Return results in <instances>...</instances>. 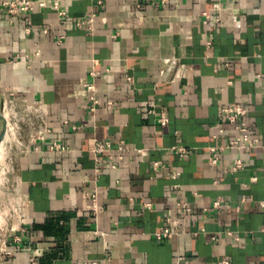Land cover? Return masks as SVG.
Instances as JSON below:
<instances>
[{"label":"crops","instance_id":"crops-1","mask_svg":"<svg viewBox=\"0 0 264 264\" xmlns=\"http://www.w3.org/2000/svg\"><path fill=\"white\" fill-rule=\"evenodd\" d=\"M32 1L0 6V107L39 102L48 130L18 158L21 221L0 264H264V0ZM229 103L247 109L251 148L229 146L240 134L217 113Z\"/></svg>","mask_w":264,"mask_h":264},{"label":"built area","instance_id":"built-area-1","mask_svg":"<svg viewBox=\"0 0 264 264\" xmlns=\"http://www.w3.org/2000/svg\"><path fill=\"white\" fill-rule=\"evenodd\" d=\"M168 0H153L154 3H164ZM98 3H100V0H97ZM34 5L35 3L32 0H4V1H0V6H5L7 8V12L9 14L12 15H17L20 13H24V12H30L34 9ZM38 5L43 6V3H38ZM53 9H58V2H54L52 5ZM60 14H63V11L59 12ZM95 13L94 12H90L89 14H87L84 18V20L86 22H88L89 24H91L93 22ZM25 32L29 33L30 32V27H26ZM94 76V75H93ZM127 80H130V78H127ZM84 87L87 91V96L88 99L91 102V111H94L98 100L96 98V93H97V89L94 85V83L92 81H87L84 84ZM9 101L10 103L13 102L11 99L6 100ZM6 101H5V105H6ZM25 104V103H24ZM27 107L32 108L31 114L33 117L28 118L27 120H29V128L31 130L30 133V138L27 140V142L25 143V145L23 146V150L22 152L26 149V145L31 142L34 141L37 138H42L44 136V134L47 132V124H46V116H45V110L42 107V105L39 102H36L35 104L29 105V104H25ZM218 120L219 122L222 120H225L229 123V125H231L234 129H236L240 136L232 141L229 142V146H235L238 148H251L253 146V142L254 139L251 138L250 136V128L247 125V123L245 122L244 118L247 115V109L242 106L239 103H229L225 106H222L218 109ZM3 116V114H2ZM2 118H5L4 116ZM159 122L162 125H165L168 123V118L167 116L162 113L159 117ZM218 132L219 133H223V129L222 128H218ZM110 143L109 141H95L94 143V148L93 151L97 154L102 153L105 149H110ZM223 146H212L209 147L210 150V157L209 160L210 162L215 165L218 161L219 158V154L218 151L222 150ZM49 151L55 152V153H65L67 151H69V147L63 143H59L57 141H53L49 144L48 146ZM118 149H122L121 146L118 147ZM173 151L181 158L187 157L189 155V151L185 146L182 145H174L172 146ZM115 164H111V167H115ZM243 167V163L242 160L240 159H236L234 161L233 166L230 168V170L234 171L236 169L242 168ZM254 180L256 179V177L253 178ZM264 184V181H263ZM18 192V187L16 189V193ZM180 210L183 213H188L190 211V207L188 206L187 203H177L176 204ZM219 205V201H215L214 202V206H218ZM17 223H15L11 228L15 227V226H19L20 225V221L19 218L17 219ZM167 223H173V221L167 217ZM176 223V221L174 222ZM228 233H230V231H227ZM171 231L168 227L164 226V228L162 229V231L160 232H156L155 236L157 238H160L163 234L164 235H171ZM15 241H19L20 238L18 236H16ZM2 251L4 253H9L7 246L5 244V239L2 242ZM95 264V263H92ZM171 264H196L195 261L192 258L189 257H185L182 255H177V257L172 261ZM215 264H231V261L227 258V257H223V258H219Z\"/></svg>","mask_w":264,"mask_h":264},{"label":"rangeland","instance_id":"rangeland-1","mask_svg":"<svg viewBox=\"0 0 264 264\" xmlns=\"http://www.w3.org/2000/svg\"><path fill=\"white\" fill-rule=\"evenodd\" d=\"M0 114L8 109V117H0V135L4 134L11 124L13 134L10 133L8 141H4L0 145V255L2 251V242L11 227L17 223L14 217V206L17 201L16 189L18 187V176L16 164L20 157L23 146L31 137L28 118L33 117L32 108L25 104H17V102L6 101L0 107ZM31 110V111H30ZM5 143V144H4ZM19 221H21L19 219Z\"/></svg>","mask_w":264,"mask_h":264},{"label":"bare ground","instance_id":"bare-ground-1","mask_svg":"<svg viewBox=\"0 0 264 264\" xmlns=\"http://www.w3.org/2000/svg\"><path fill=\"white\" fill-rule=\"evenodd\" d=\"M5 114H6V113H5ZM7 137H8V136L5 135L4 138H2V139H3V142H4L5 140H7Z\"/></svg>","mask_w":264,"mask_h":264},{"label":"water","instance_id":"water-1","mask_svg":"<svg viewBox=\"0 0 264 264\" xmlns=\"http://www.w3.org/2000/svg\"><path fill=\"white\" fill-rule=\"evenodd\" d=\"M0 117H3V116H2V115H0ZM2 137H3V134H1V135H0V140L2 139Z\"/></svg>","mask_w":264,"mask_h":264}]
</instances>
